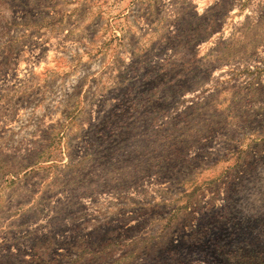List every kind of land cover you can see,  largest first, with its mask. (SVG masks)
<instances>
[{
    "label": "rangeland",
    "instance_id": "1",
    "mask_svg": "<svg viewBox=\"0 0 264 264\" xmlns=\"http://www.w3.org/2000/svg\"><path fill=\"white\" fill-rule=\"evenodd\" d=\"M195 227L264 264V0H0V264H157Z\"/></svg>",
    "mask_w": 264,
    "mask_h": 264
},
{
    "label": "flooded vegetation",
    "instance_id": "2",
    "mask_svg": "<svg viewBox=\"0 0 264 264\" xmlns=\"http://www.w3.org/2000/svg\"><path fill=\"white\" fill-rule=\"evenodd\" d=\"M175 214L176 213H169L165 217H163V219L171 220L172 218H175V216L178 219H180L183 218L188 213H185L184 215H178V214L175 215ZM198 230L199 232L197 233ZM193 232L195 235L189 233L188 235H185L184 240L188 241L187 243H191V241H194L193 242L195 245L194 247L189 246L190 244L183 245V243H181L182 240L180 239L178 240V238L175 237V241H173L169 247L172 253L167 254L166 256L165 255L153 256L154 261H156L157 264H206V262L208 261L207 256L204 255V253H200L202 251H206L203 250L205 249V247L203 246L204 238L200 236L203 235V232L201 231V229H197L196 227L195 229H193ZM193 248L194 251H190L193 250ZM142 250L140 252H142ZM193 252H196L197 254ZM127 255L128 253H123V264H151L152 262L149 260H145L143 258L134 260V258L138 256V253L133 254L132 257L134 258L130 260L126 259ZM140 255H142V253H139V256ZM116 262L117 261H114V263ZM152 264L154 263L152 262Z\"/></svg>",
    "mask_w": 264,
    "mask_h": 264
}]
</instances>
